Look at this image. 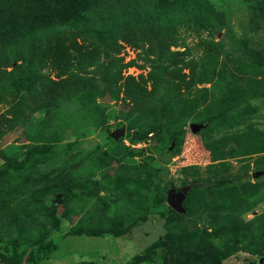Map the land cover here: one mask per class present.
<instances>
[{
    "label": "rangeland",
    "instance_id": "obj_1",
    "mask_svg": "<svg viewBox=\"0 0 264 264\" xmlns=\"http://www.w3.org/2000/svg\"><path fill=\"white\" fill-rule=\"evenodd\" d=\"M0 264H264V0H0Z\"/></svg>",
    "mask_w": 264,
    "mask_h": 264
},
{
    "label": "water",
    "instance_id": "obj_2",
    "mask_svg": "<svg viewBox=\"0 0 264 264\" xmlns=\"http://www.w3.org/2000/svg\"><path fill=\"white\" fill-rule=\"evenodd\" d=\"M200 129L199 126H196V125H193L192 126V130L193 131H196ZM124 134V130L121 129V131L117 132L116 135L119 136V135H122ZM183 193H185V189L183 190ZM183 193L179 194L178 196L176 197H173L171 194L169 195L168 197V202L169 204L177 211H183V207H182V197H183Z\"/></svg>",
    "mask_w": 264,
    "mask_h": 264
}]
</instances>
